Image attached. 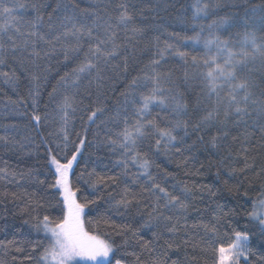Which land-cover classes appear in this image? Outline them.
Segmentation results:
<instances>
[{
	"label": "snow or ice",
	"instance_id": "obj_1",
	"mask_svg": "<svg viewBox=\"0 0 264 264\" xmlns=\"http://www.w3.org/2000/svg\"><path fill=\"white\" fill-rule=\"evenodd\" d=\"M212 7H219V4L210 6L209 3H201V0H197L194 5V19L200 16L207 17ZM234 26L228 17L214 19L207 25L201 24L200 30L195 35L185 39L194 44H202L205 55L200 59L193 56L190 63L186 52L179 51L176 45L166 42L164 49L158 48L157 54L160 59H153L145 65L144 75L131 78L125 90L120 93L124 97L123 105L105 120L102 117L106 113V105L101 97L107 98L104 92L105 81L110 77L106 73L121 67L113 61L121 58L129 43L144 31L143 28L135 26L133 14L124 0L115 5L114 15L108 11L107 5L104 15H101L99 11L81 8L77 0H53L52 3H46L44 0H0V66L9 67V62L12 61L24 71L30 72L34 84L33 90L29 93L33 97V108L36 106V97L39 96L41 87L39 61L45 58L50 60L57 53H62L65 62L79 60L75 67L60 76L57 86L49 93L50 99L56 104L55 111L59 117V127L55 135L62 138L63 149L68 146V129L75 114L82 112L85 115L81 119L86 117L87 123L95 124L99 119L100 124L97 127L104 125L107 128V136L103 143L112 153L118 155L119 158L115 163L123 169L121 175H129L130 166L138 169L137 172L131 173V182L138 184L139 190L132 191L125 187L121 198L115 201L114 206L139 208L142 201H147L144 207H150V211L147 212V219L142 217L143 222H138V228L133 229L127 224L119 226L117 234L124 237L125 245L130 240H135L142 251L147 250L150 253L155 251L153 243L161 239L164 233L153 231L152 240L141 242L140 230L162 226L167 233L175 235L180 230L181 220L185 221L182 227L186 230L189 209L200 213V209L196 208L194 203L198 198L197 193L207 192L210 198H217L214 201V218L217 223L226 217L239 216V210L244 209L246 222H255L258 226V233L251 232V229L234 231L231 242L226 246L220 244L217 247L211 244L212 264H264V167L256 173L255 178L250 179L247 171L252 165L248 163L247 158L244 160V167L236 169L225 165L226 158L220 157L215 161L217 166L215 178L217 184L221 185L216 191L207 185L197 187L195 184L189 185L183 181L177 182L181 185L178 191L176 185H172V190L169 191L168 187L162 186L161 181L164 177L158 178L151 171L153 159L149 155L150 152L153 155H159L161 152L167 155L174 149L175 153L182 155L179 145L183 144L188 149L195 146L196 141L193 144H186L184 139L189 135V129L192 133H200L205 129L219 126L218 135L211 136L208 140H205L204 136H197V141L209 151L210 155L212 150H216L218 155L219 139L228 136L229 123L239 124L246 116L250 117L253 113L260 118L262 122L260 130L264 133V91L260 93V97H256L252 91L254 85L246 74V70H250V66L257 62L264 66V38L258 42L254 31H246L238 42L233 43L217 35L220 29ZM117 30L124 31L123 42L119 41ZM205 30L208 32L207 36L202 35ZM129 31L132 35H128ZM156 40L158 41L159 37ZM41 44L47 47L40 48ZM85 45H87L86 50ZM81 53L83 59H80ZM165 53L179 57L192 70L190 73L186 68L185 81L190 76L198 78L202 85L201 91L211 102L205 105L202 115L198 110L201 104L199 97L196 101V109L190 114L183 95L174 93L172 87L165 86L172 83L171 74L156 71V66L164 59ZM123 60V71L127 72V57L124 56ZM48 71H50L48 68L42 70L43 73ZM0 77H3L5 84L13 87L18 80L16 69L0 72ZM46 78V75L43 76V79ZM84 81H87L86 86L83 85ZM149 83L150 89L147 92L142 91L141 89L148 88ZM93 84L96 88L95 107L84 104V99L92 95L90 89ZM154 108L166 111L170 117L163 126L159 122L161 119L159 113L152 116ZM193 116L198 117L194 122ZM31 119L39 125L41 116L33 114ZM180 131H183V136L180 135ZM152 140L155 141L154 145L151 143ZM0 141L7 144L9 137L0 136ZM146 144L148 151L143 150ZM83 146L84 139H79L70 156L66 152L63 153V162L57 154H53V149H48L49 164L54 168V180L48 187L56 190L53 194L60 198L61 217L53 219L47 214L41 215L39 210L44 209L45 204L39 200L34 202L29 198L21 211L30 216L31 231L22 242L15 240L0 242V247L6 251L10 248L14 249L15 253L21 254L23 260L30 261L31 264H112L113 260L115 264H121V260L116 259L115 256L120 246H117L107 233L101 234L98 231L101 221L95 223L88 221L89 226L86 227L85 209L96 201L81 203L77 199L79 189L74 190L72 186L71 176L74 165L78 163V155H82ZM56 149L58 152H63L60 143L56 144ZM244 151L246 152L247 149ZM183 163L186 164L187 160L185 159ZM211 163L210 160L209 167ZM177 166L180 167V164L178 163ZM203 167L204 165L201 164V168ZM0 173H3L0 179L7 176H12L14 179L16 176V173L9 172L6 168H0ZM237 173L241 174L243 179L238 180L236 185H230L229 180L235 178ZM193 174H200V170L197 169ZM171 175L172 173H165V176ZM93 176H95L94 180ZM257 178L261 181L258 186L255 185ZM118 179L117 176L96 175L93 172L89 173V180L85 182L93 188L98 184L108 187L109 184L115 185ZM245 182L248 187L241 192ZM39 183L44 184V181L41 180ZM249 191H256L258 195L253 199L248 196ZM225 192L236 194V203L227 211H225L226 205L219 203ZM199 199L202 200L203 196L200 195ZM33 212L36 215H32ZM24 223L28 224L29 221L25 220ZM236 223L239 224V221L237 220ZM112 227L115 229L117 226L112 225ZM191 227L203 228L205 233H211L213 237L218 232L216 225L200 223ZM32 232L36 233V238L32 237ZM250 233L256 238L255 250L252 247ZM185 235H187L186 231ZM211 239L209 237L210 241ZM165 243L167 248L171 249L175 241H165ZM131 255L135 257V264H142L139 255L135 252ZM12 259L15 261L18 257L13 255ZM0 264L3 262L0 261ZM152 264H166V261L157 258ZM173 264L176 262L173 261Z\"/></svg>",
	"mask_w": 264,
	"mask_h": 264
},
{
	"label": "trees",
	"instance_id": "obj_2",
	"mask_svg": "<svg viewBox=\"0 0 264 264\" xmlns=\"http://www.w3.org/2000/svg\"><path fill=\"white\" fill-rule=\"evenodd\" d=\"M44 2L52 3L53 0H44ZM77 2L80 3L81 8L99 11L101 15H104V9L107 5L108 11L114 15L115 5L121 0H77ZM124 2L133 14L135 26L143 28L144 31L142 35L136 36L135 40L129 43L121 58L113 61L114 64H119L121 67L106 73L110 77L105 81L104 92L107 98L101 97L106 105V113L102 117L105 120L108 115H114L117 108L123 105L124 97L120 93L125 90V86L131 78L144 75L145 65H148L153 59H160L157 54L158 48L164 49L166 42L176 45L179 51L186 52L189 63L193 56L200 59L205 55L202 44H194L185 38L195 35L200 30L201 24L207 25L212 20L221 17L230 18L231 23L235 25L231 28L220 29L217 35L221 39H228L235 43L242 38L246 31H254L258 42L264 38V0H201V3H209L210 6L219 4V7H212L207 17L200 16L195 19L194 5L197 0H124ZM49 11L51 10L49 9ZM117 34L119 41L123 42L125 40L124 31L117 30ZM128 35H132V33L129 31ZM202 35L207 36V30ZM157 37H159L158 41L156 40ZM46 47V45H40V48ZM86 48L87 45H85V50ZM124 56L127 57V72L123 71ZM80 59H83L82 53ZM78 62L79 60L65 62L62 53L53 55L50 60L45 58L39 61L41 87L39 96L36 97L35 108L32 106L33 97L29 94L34 88L30 72L24 71L12 61L9 62V67L0 66V72H10L12 69H16L18 77L15 87L5 84L3 77H0V136L7 135L9 137L7 144L0 141V168H6L9 172L16 173L14 179L12 176L0 179V242L7 243L9 240L22 242L31 231V218L27 213L21 211L25 208L29 198L34 202L39 200L45 204L44 209L39 210L41 215L47 214L53 219L61 217L60 198L53 194L56 190L48 187L54 180V168L49 164L48 149H53V154H57L63 162V153L66 152L70 156L73 149L78 145L79 139H84V146L81 148L82 155H78V163L75 165L71 176L73 189H79L77 199L81 203L96 201L95 204H90L85 209L86 227L89 226L88 221H93V223L98 220L101 221L98 231L101 234L107 233L110 239L115 241L117 246H120L115 256L116 259L121 260V264H135V257L131 255L132 252L140 256L142 264H152L153 260L157 258L166 261V264H173V261L176 264H212L211 244H215L217 247L220 244L226 246L231 242L234 231L251 229V232L258 233V226L255 225V222H246L247 217L244 209L239 210V216L226 217L217 223L214 218V201L217 198H210L208 193L204 192L202 194L197 193L198 198L194 201L195 207L200 209V213L198 214L191 208L187 213L188 228L186 230L182 227L185 223L184 220H181L180 230L175 235L167 233L162 226L155 229L140 230L141 242L152 240L153 231L164 233L161 239L154 241L155 251L151 253L147 250L142 251L135 240H130L125 245L123 243L124 237L117 234L119 226L127 224L133 229L138 228L139 223H142L143 219H147V212L150 211V207H144L148 203L147 201H142L139 208L136 206L117 208L114 206L115 201L121 198L122 190L125 187L132 191L139 190V185L131 182V173L137 172L138 169L130 166L129 175H121L123 169L115 163L119 158L118 155L112 153L108 146L103 143L107 136V128L104 125L97 127L100 124L99 119L95 124L87 123L86 117L81 119L85 115L82 112L75 114L68 129L69 143L66 149H63L62 138L55 135L59 127V117L55 111L56 104L50 99L49 93L57 86L60 76L70 71ZM44 68H48L50 71L43 73ZM186 68L191 73L192 70L179 57L165 53L164 59L160 60L159 65L156 66V71L162 74H171L172 83L165 86L172 87L174 93L183 95L188 103L190 114L196 109V101L199 97L201 104L198 110L202 115L205 105L211 102L201 91L202 85L198 78L190 76L185 81L184 72ZM149 74H151L150 70ZM246 74L254 85L252 89L254 95L260 97V93L264 91V66L257 62L250 66V70H246ZM45 75L47 78L43 79ZM83 85L86 86L87 81H84ZM150 87L151 84L149 83L148 88L141 90L147 92ZM83 90L82 87L81 91L83 92ZM90 91L92 95L84 99V104L95 107L97 103L95 84L92 85ZM128 107L131 111V106ZM157 113L161 117L159 122L163 126L170 117L166 111L154 108L152 116H156ZM33 114L41 116L39 125L31 119ZM46 114L47 121H45ZM195 119L198 117L193 116V122ZM261 123L260 118L255 113L250 117L246 116L239 124L229 123L227 127L228 136L219 139L218 155L216 150H212L210 155L209 151H206L197 141L198 135L204 136L205 140L218 135V125L200 133H192L189 129V135L184 139L186 144H193L196 141L195 146L188 149L183 144L179 145L182 149V155L175 153L174 149L167 155L163 152L159 155H153L150 152L149 155L153 159L151 171L158 178L164 177L161 181L162 186L168 187L169 191L172 190V185H176L178 191L181 187L177 183L178 181L187 182L189 185L195 184L197 187L207 185L216 191L221 185L216 182L217 166L215 161L220 157H225V165L239 169L244 167V160L247 158L248 163L252 165V168L247 171V176L250 179L255 178L256 173L260 171L261 167H264V133L260 130ZM108 127H112V125H108ZM49 133H53V135H49ZM180 135L183 136V131H180ZM57 143L61 144L63 152H58ZM151 143L154 145L155 141L152 140ZM245 149H247L246 152ZM143 150L148 151L147 144ZM229 153H231L230 156ZM185 159L187 160L186 164L183 163ZM210 160L212 161L211 167H209ZM178 163L180 167L177 166ZM201 164L204 165L203 168H201ZM197 169L200 170V174H193L196 173ZM93 172L96 175L117 176L119 179L115 185L109 184L108 187H104L103 184H98L93 188L85 182L89 180V173ZM186 172L189 174L186 175ZM165 173H172V175L165 176ZM2 175L3 173H0V176ZM92 179L94 180L95 176ZM242 179L243 176L237 173L235 178L229 180V184L236 185L237 181ZM41 180L44 181V184L39 183ZM260 182L257 178L255 185L258 186ZM247 187L248 184L245 182L241 192ZM200 195L203 196L202 200L199 199ZM257 195L256 191H249L248 193V196L253 199ZM235 197V193H223L219 203L226 205L225 211L232 208L236 203ZM32 215H36V213L33 212ZM25 220H28L29 223L25 224ZM237 220L239 224L236 223ZM200 223L209 226L216 225L218 229L216 236L213 237L211 233H205L203 228L191 227L193 224ZM112 225L117 227L114 229ZM185 231L187 235H185ZM31 235L36 238L35 232H32ZM209 237L212 238L211 241ZM250 239L255 250L256 238L251 236V233ZM173 240L175 241L174 246L168 249L165 241ZM13 255H16L18 259L14 261ZM0 261L3 264H31L30 261L23 260L21 254L15 253L14 249L10 248L6 251L2 247H0ZM112 264H115L114 260Z\"/></svg>",
	"mask_w": 264,
	"mask_h": 264
},
{
	"label": "rangeland",
	"instance_id": "obj_3",
	"mask_svg": "<svg viewBox=\"0 0 264 264\" xmlns=\"http://www.w3.org/2000/svg\"><path fill=\"white\" fill-rule=\"evenodd\" d=\"M77 159H78V157H77ZM74 167H75V165H74Z\"/></svg>",
	"mask_w": 264,
	"mask_h": 264
}]
</instances>
